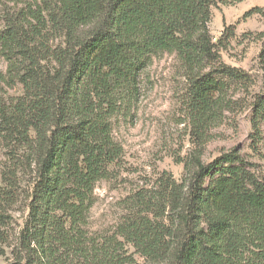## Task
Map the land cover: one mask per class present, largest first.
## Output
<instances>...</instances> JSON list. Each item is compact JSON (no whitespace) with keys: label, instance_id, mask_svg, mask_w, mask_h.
<instances>
[{"label":"trees","instance_id":"16d2710c","mask_svg":"<svg viewBox=\"0 0 264 264\" xmlns=\"http://www.w3.org/2000/svg\"><path fill=\"white\" fill-rule=\"evenodd\" d=\"M242 0H47L28 33L0 34L8 72L22 94L0 103V210L21 171L33 175L28 215L7 264H123L131 245L146 264H264V177L233 149L201 160L207 132L234 104L230 89L253 82L221 61L234 35L212 43L211 11ZM264 17L260 8L243 15ZM175 56L187 83V112L198 139L180 182L161 176L155 193L129 196L131 217L100 245L87 237L98 182L121 168L112 118L132 104L153 56ZM259 62L264 67V40ZM252 103V144L264 121V81ZM254 146V147H255ZM0 212V228L6 224ZM114 239V240H112ZM110 263V264H111Z\"/></svg>","mask_w":264,"mask_h":264},{"label":"rangeland","instance_id":"374dc122","mask_svg":"<svg viewBox=\"0 0 264 264\" xmlns=\"http://www.w3.org/2000/svg\"><path fill=\"white\" fill-rule=\"evenodd\" d=\"M45 1L0 0V34L10 26L19 33L23 29L28 33L29 26L34 24L32 16L42 9ZM252 8H260L264 13V0H242L232 5H219L211 11L208 28L212 43L218 46L217 40L224 27H234L235 36L227 47L218 48L221 61L249 74L253 84L246 91L239 87L230 89L228 99L234 103L231 111L223 113L198 148L205 164L237 148L251 165V171L263 178L264 121L260 124V140L255 146L251 140L250 119L253 97L261 93L264 81V67L258 60L264 40V17L254 14L243 19ZM4 53L0 44V103L8 105L22 94V86L13 72H8ZM187 105V83L175 56L166 53L153 56L141 74L136 100L120 108L111 120L113 140L123 151L121 168L95 186L94 204L89 210L86 227L89 239L101 245L104 239L115 236L118 226L131 217L128 199L137 190L155 193L158 180L164 175L180 182L184 174L181 161L198 144ZM7 166L6 152L0 146V187H4L1 181ZM32 177L28 170L17 175L9 205L0 210L6 222L0 228V264L11 260V250L27 219ZM118 254L131 257V261L123 264H146L129 244L125 243Z\"/></svg>","mask_w":264,"mask_h":264}]
</instances>
